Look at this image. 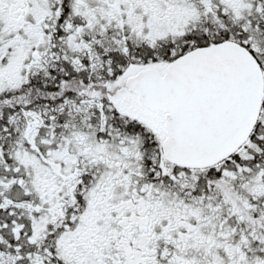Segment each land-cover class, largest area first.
Here are the masks:
<instances>
[{"label": "snow or ice", "instance_id": "6c2138e0", "mask_svg": "<svg viewBox=\"0 0 264 264\" xmlns=\"http://www.w3.org/2000/svg\"><path fill=\"white\" fill-rule=\"evenodd\" d=\"M0 264H264V0H0Z\"/></svg>", "mask_w": 264, "mask_h": 264}]
</instances>
